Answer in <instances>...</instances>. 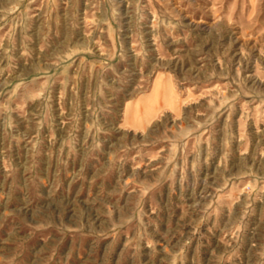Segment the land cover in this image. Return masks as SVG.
Instances as JSON below:
<instances>
[{
  "label": "rangeland",
  "instance_id": "374dc122",
  "mask_svg": "<svg viewBox=\"0 0 264 264\" xmlns=\"http://www.w3.org/2000/svg\"><path fill=\"white\" fill-rule=\"evenodd\" d=\"M0 264H264V0H0Z\"/></svg>",
  "mask_w": 264,
  "mask_h": 264
}]
</instances>
